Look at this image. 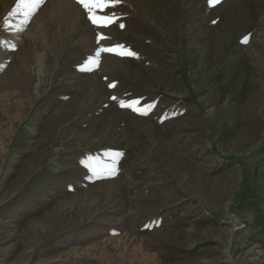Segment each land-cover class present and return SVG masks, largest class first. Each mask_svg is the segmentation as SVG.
Returning <instances> with one entry per match:
<instances>
[{"label": "rangeland", "instance_id": "374dc122", "mask_svg": "<svg viewBox=\"0 0 264 264\" xmlns=\"http://www.w3.org/2000/svg\"><path fill=\"white\" fill-rule=\"evenodd\" d=\"M96 14L0 0V264H264V0Z\"/></svg>", "mask_w": 264, "mask_h": 264}, {"label": "snow or ice", "instance_id": "6c2138e0", "mask_svg": "<svg viewBox=\"0 0 264 264\" xmlns=\"http://www.w3.org/2000/svg\"><path fill=\"white\" fill-rule=\"evenodd\" d=\"M120 0H77V3H79L88 13V19L95 25H101L104 27H107L109 24L113 23L117 18L114 14L108 15V16H99L96 14L97 9H103L110 6H115L117 3H119ZM210 4H218L220 0H208ZM43 3V0H31V7L35 9L40 4ZM120 27L123 28L124 25L120 24ZM99 39H107L103 34H100ZM248 38H244V43H247ZM101 52H116L120 55H128V56H136L137 54L130 49L126 50L124 45L117 44L112 47H101L99 48L94 57H89L88 63H97V58L99 57ZM115 100L116 97H113ZM121 106H125V102L121 101ZM131 106V105H128Z\"/></svg>", "mask_w": 264, "mask_h": 264}, {"label": "bare ground", "instance_id": "6f19581e", "mask_svg": "<svg viewBox=\"0 0 264 264\" xmlns=\"http://www.w3.org/2000/svg\"><path fill=\"white\" fill-rule=\"evenodd\" d=\"M70 9V8H69ZM65 11H66V14H68L69 12H68V8L67 7H65ZM69 15V14H68Z\"/></svg>", "mask_w": 264, "mask_h": 264}]
</instances>
